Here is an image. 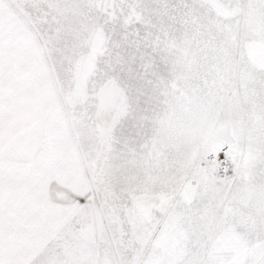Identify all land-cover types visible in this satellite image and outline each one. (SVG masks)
Masks as SVG:
<instances>
[{"label": "snow or ice", "instance_id": "6c2138e0", "mask_svg": "<svg viewBox=\"0 0 264 264\" xmlns=\"http://www.w3.org/2000/svg\"><path fill=\"white\" fill-rule=\"evenodd\" d=\"M0 264H264V0H0Z\"/></svg>", "mask_w": 264, "mask_h": 264}]
</instances>
